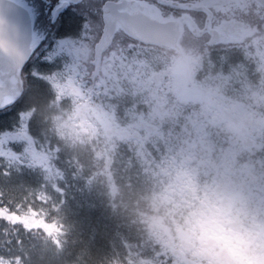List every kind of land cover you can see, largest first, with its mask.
I'll return each instance as SVG.
<instances>
[{"label":"rangeland","instance_id":"1","mask_svg":"<svg viewBox=\"0 0 264 264\" xmlns=\"http://www.w3.org/2000/svg\"><path fill=\"white\" fill-rule=\"evenodd\" d=\"M96 29L97 24H92L85 15L83 32L79 36L62 38L43 31L47 39L32 52L29 61L39 59L43 53V61L58 65L43 77L53 87L57 103L61 100L69 102V108L56 117V128L67 138L79 140L101 135L122 140L136 136L137 150L145 158H150L146 153L148 147L165 146L158 154L157 192L150 197L152 212L147 221L150 227L151 218L160 214L154 210V205L179 201L208 185L223 182L238 157L242 154L250 156L262 147L264 71L258 82L246 81L247 86L236 81L231 71L205 73L199 77L200 65L207 52L196 42H186L182 34L177 49L161 48L158 51L157 47L131 45L130 41L118 38L116 32L100 55L97 75L90 80L94 70L91 50L99 35ZM140 54H148L151 58L142 60L140 65H132V59ZM145 72L150 73V80L144 76ZM130 74L139 93L148 95L153 104L142 113L129 112L125 127L121 128L109 104V93L120 92L121 78ZM229 83L243 90L235 93L232 88L226 89ZM177 116H182L180 127L173 125ZM27 117L28 113H24L21 125L14 132L0 133V154L14 162L38 165L53 176L55 172L49 162L52 151L33 146L25 130ZM132 122L143 128L140 134L127 133V129L134 126ZM209 122L213 123L212 127ZM168 123L172 124L171 128ZM214 134H222L219 143L212 139ZM250 142L253 144L248 147ZM248 162L250 160L236 161V168L249 165ZM248 169L253 173L252 167ZM250 179H243L247 188H242L239 180L234 187L253 200L264 199V184L255 179L251 183ZM0 217L9 226L21 223L53 232L52 226L40 224L42 220L38 216L20 219L0 208ZM150 230L154 238L163 243L156 230L152 227ZM173 255L175 259L170 264H183L178 255Z\"/></svg>","mask_w":264,"mask_h":264},{"label":"trees","instance_id":"2","mask_svg":"<svg viewBox=\"0 0 264 264\" xmlns=\"http://www.w3.org/2000/svg\"><path fill=\"white\" fill-rule=\"evenodd\" d=\"M82 29L80 17L65 16L57 36H79ZM206 52L199 77L223 71L228 58H237ZM150 58L140 54L132 65ZM40 64L37 58L25 64L23 93L0 111V133L14 132L28 113V138L35 148L52 151L49 162L55 175L0 154V208L20 219L38 216L40 224L52 226L53 232L21 223L9 226L0 217V264H170L173 253L154 238L147 222L157 175L160 178L158 154L165 146L148 147L150 158H145L137 150L136 136L122 140L101 135L67 138L56 128V117L69 108V102L57 103L53 87L43 77L58 65L43 61L37 71ZM144 76L150 80L149 72ZM121 79L122 89L109 93V104L122 128L129 112L142 113L153 103L148 95L139 93L131 74ZM181 118L175 117L173 125L180 127ZM131 124L134 126L127 133L140 134L143 128ZM220 135L214 134L212 139L219 143Z\"/></svg>","mask_w":264,"mask_h":264},{"label":"flooded vegetation","instance_id":"3","mask_svg":"<svg viewBox=\"0 0 264 264\" xmlns=\"http://www.w3.org/2000/svg\"><path fill=\"white\" fill-rule=\"evenodd\" d=\"M34 11V27L42 33L46 30L57 34L62 26L63 19L58 20L52 26L49 24L48 17L43 14V5L41 0H23ZM119 1L127 0H65L64 7L68 8L65 16H78L84 24V16L97 24L99 35L103 27V10L106 4H115ZM137 1V0H135ZM153 6L158 16L176 21L181 27V34L186 42H196L205 51L214 53L224 52L237 58H228L227 69H218L216 73H227L231 71L236 81L258 82L261 73L264 71V0H138ZM55 0H53V3ZM98 35V36H99ZM120 39L130 41L131 45L148 46L138 43L137 40L126 36L122 31L117 32ZM225 40V42L223 41ZM151 46V45H150ZM149 46V47H150ZM41 45L36 47L39 49ZM34 50V51H35ZM92 52V51H91ZM93 54V52H92ZM92 56V55H91ZM232 88V91L238 93L243 90L240 86H231L229 83L226 89ZM250 125V124H247ZM262 147L254 150L253 154L248 156L242 154L228 171L229 177L224 178L221 185L234 187L236 180L242 188H247L243 179L251 177L249 182L258 180L257 183L264 184V136H262ZM248 143V147L252 146ZM250 160L249 165H241L236 168V161ZM252 167V172H248ZM247 173V174H246ZM213 180L215 178L211 177ZM247 182V181H246ZM264 208V199L254 200Z\"/></svg>","mask_w":264,"mask_h":264},{"label":"clouds","instance_id":"4","mask_svg":"<svg viewBox=\"0 0 264 264\" xmlns=\"http://www.w3.org/2000/svg\"><path fill=\"white\" fill-rule=\"evenodd\" d=\"M154 210L150 227L183 264H264V208L236 187L211 184Z\"/></svg>","mask_w":264,"mask_h":264},{"label":"water","instance_id":"5","mask_svg":"<svg viewBox=\"0 0 264 264\" xmlns=\"http://www.w3.org/2000/svg\"><path fill=\"white\" fill-rule=\"evenodd\" d=\"M102 19L101 34L93 46L94 70L90 80L97 75L101 53L118 31L145 45L168 49L179 46L182 30L178 23L158 16L157 10L145 2L127 0L106 4ZM43 34L35 29L34 11L25 1L0 0V109L11 106L23 93L22 70L36 49L34 39Z\"/></svg>","mask_w":264,"mask_h":264},{"label":"snow or ice","instance_id":"6","mask_svg":"<svg viewBox=\"0 0 264 264\" xmlns=\"http://www.w3.org/2000/svg\"><path fill=\"white\" fill-rule=\"evenodd\" d=\"M65 0H41V4L43 5V14L48 17L49 24L54 26L58 20H62L64 14L68 11V8L64 7ZM35 36V34H33ZM47 39L45 36H41L39 39H34L33 47L36 48L41 45L44 40ZM43 53H41V64L37 66V71L39 68L43 66L42 60ZM2 111V109H0Z\"/></svg>","mask_w":264,"mask_h":264}]
</instances>
